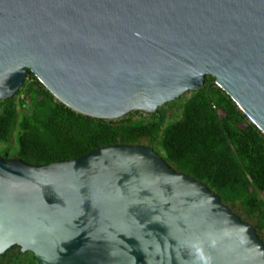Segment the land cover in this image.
I'll return each mask as SVG.
<instances>
[{"label":"water","instance_id":"95a60500","mask_svg":"<svg viewBox=\"0 0 264 264\" xmlns=\"http://www.w3.org/2000/svg\"><path fill=\"white\" fill-rule=\"evenodd\" d=\"M31 72L112 120L209 75L264 135V0H0V99ZM37 264H264L249 222L149 146L28 165L0 157V254Z\"/></svg>","mask_w":264,"mask_h":264},{"label":"trees","instance_id":"16d2710c","mask_svg":"<svg viewBox=\"0 0 264 264\" xmlns=\"http://www.w3.org/2000/svg\"><path fill=\"white\" fill-rule=\"evenodd\" d=\"M175 101L179 114L167 118L164 106ZM164 106L112 120L89 117L55 100L27 70L18 89L0 99V142L17 131L14 155L2 148L0 157L45 165L101 146H149L173 171L204 183L264 244V199L257 196L264 193V135L209 75L200 88ZM0 264L37 261L11 245L0 254Z\"/></svg>","mask_w":264,"mask_h":264},{"label":"rangeland","instance_id":"374dc122","mask_svg":"<svg viewBox=\"0 0 264 264\" xmlns=\"http://www.w3.org/2000/svg\"><path fill=\"white\" fill-rule=\"evenodd\" d=\"M185 94H186V92L180 94L179 96L182 95L184 97ZM174 99H176V98H174ZM168 102H170V101H168ZM168 102H166V103H168ZM179 103H180V101H175L170 106H164V104L161 105V106H164V108L166 110L167 118H168V116H170V117L178 116V114H179V108H178L179 107ZM134 117H136V116H134ZM16 132H17L16 129L13 130L12 133L10 134L9 139L5 143L0 142V150L2 148L6 149L7 153L9 154V156L14 155V152H15V149H16V142H15ZM257 196L262 198V199H264V193H257Z\"/></svg>","mask_w":264,"mask_h":264}]
</instances>
